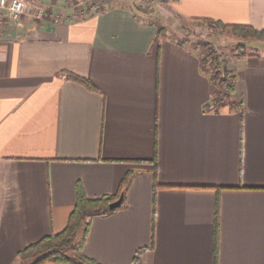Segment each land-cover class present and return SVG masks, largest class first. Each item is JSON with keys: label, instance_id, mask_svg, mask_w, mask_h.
<instances>
[{"label": "crops", "instance_id": "crops-1", "mask_svg": "<svg viewBox=\"0 0 264 264\" xmlns=\"http://www.w3.org/2000/svg\"><path fill=\"white\" fill-rule=\"evenodd\" d=\"M26 1L0 37V264L66 227L79 182L114 195L131 171L122 206L92 216L97 263L215 264L218 210L216 263L264 264V42L227 59L242 105L215 109L200 45L169 35L262 28L264 0Z\"/></svg>", "mask_w": 264, "mask_h": 264}, {"label": "trees", "instance_id": "trees-1", "mask_svg": "<svg viewBox=\"0 0 264 264\" xmlns=\"http://www.w3.org/2000/svg\"><path fill=\"white\" fill-rule=\"evenodd\" d=\"M194 20L206 21L210 26H220L231 29V31L244 38L264 39V27L257 28L252 25L230 24L214 18H195ZM163 31V32H162ZM165 27L159 25L158 33H164ZM221 53L212 49L209 54L211 60L210 79L216 86L215 96L213 98V107L219 109L222 106L230 105L232 107H241V103L234 98L236 77L230 75L231 71L227 65L220 60ZM70 76L87 86L94 88V84L86 77L72 73ZM156 162V159L154 160ZM134 173L128 172L122 179L117 194L103 195L92 198L87 195L82 184H77V202L70 214L66 227L58 232H52L32 242L19 251L17 257L23 264H99L90 258L84 252V245L87 240L89 228L92 222V216L96 214L108 215L115 211L110 209L109 203L117 199L121 192L125 191V196L129 185L132 182ZM159 184L156 182L155 172V195ZM125 199V198H124ZM218 210H216V241H215V264L218 258ZM82 232L77 240L76 236ZM143 249L138 250L132 264H139Z\"/></svg>", "mask_w": 264, "mask_h": 264}, {"label": "rangeland", "instance_id": "rangeland-1", "mask_svg": "<svg viewBox=\"0 0 264 264\" xmlns=\"http://www.w3.org/2000/svg\"><path fill=\"white\" fill-rule=\"evenodd\" d=\"M146 5L143 7L146 11L153 10L154 6H164L168 8L166 0H144ZM153 2V3H152ZM166 31H164V34ZM169 35L173 38H178L189 43L199 44L203 52V59L205 60V66L209 72H211V60L209 54L212 49H216L221 53L220 60L225 65L227 59L233 56H240L255 50L254 47L249 46L250 41H262L264 39H252L244 38L242 36L234 34L231 29L210 26L206 21L186 19L182 21L181 27L178 31L172 30ZM227 65V64H226ZM232 75V74H230ZM82 232L79 231L76 238L77 240L81 237ZM18 264H23L18 260Z\"/></svg>", "mask_w": 264, "mask_h": 264}, {"label": "built area", "instance_id": "built-area-1", "mask_svg": "<svg viewBox=\"0 0 264 264\" xmlns=\"http://www.w3.org/2000/svg\"><path fill=\"white\" fill-rule=\"evenodd\" d=\"M81 4L85 0H69ZM27 14L26 0H0V37L4 32L8 19H19Z\"/></svg>", "mask_w": 264, "mask_h": 264}, {"label": "water", "instance_id": "water-1", "mask_svg": "<svg viewBox=\"0 0 264 264\" xmlns=\"http://www.w3.org/2000/svg\"><path fill=\"white\" fill-rule=\"evenodd\" d=\"M124 198H125V191L123 190L117 199H115L114 201L109 203L110 209H116V208L122 206V204L124 202Z\"/></svg>", "mask_w": 264, "mask_h": 264}]
</instances>
